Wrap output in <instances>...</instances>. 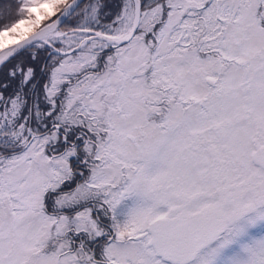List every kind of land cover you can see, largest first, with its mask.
Returning a JSON list of instances; mask_svg holds the SVG:
<instances>
[{
    "label": "snow or ice",
    "instance_id": "1",
    "mask_svg": "<svg viewBox=\"0 0 264 264\" xmlns=\"http://www.w3.org/2000/svg\"><path fill=\"white\" fill-rule=\"evenodd\" d=\"M0 264H264V0H0Z\"/></svg>",
    "mask_w": 264,
    "mask_h": 264
}]
</instances>
